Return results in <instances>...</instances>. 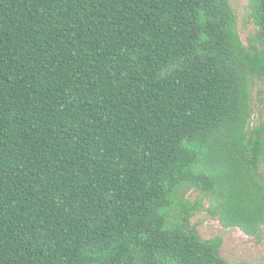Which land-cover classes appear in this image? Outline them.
Here are the masks:
<instances>
[{
    "label": "trees",
    "instance_id": "1",
    "mask_svg": "<svg viewBox=\"0 0 264 264\" xmlns=\"http://www.w3.org/2000/svg\"><path fill=\"white\" fill-rule=\"evenodd\" d=\"M249 7L244 42L230 0H0V264H230L202 211L259 236Z\"/></svg>",
    "mask_w": 264,
    "mask_h": 264
},
{
    "label": "rangeland",
    "instance_id": "2",
    "mask_svg": "<svg viewBox=\"0 0 264 264\" xmlns=\"http://www.w3.org/2000/svg\"><path fill=\"white\" fill-rule=\"evenodd\" d=\"M230 2L238 15V31L241 39L245 42L254 31L249 0H230ZM261 87V83L256 82L251 94L254 122L257 121V111L261 107L262 94L259 93ZM261 169L264 174V162ZM195 195L194 193L192 198ZM205 205L208 206L206 201ZM192 222L197 225L203 238H210L217 234L223 236L221 255L230 264H264V226L258 237L248 236L239 228H224L217 219L211 218L205 211L196 214Z\"/></svg>",
    "mask_w": 264,
    "mask_h": 264
}]
</instances>
